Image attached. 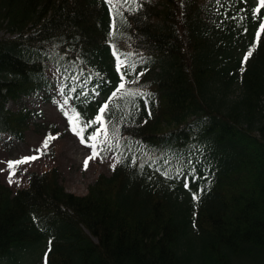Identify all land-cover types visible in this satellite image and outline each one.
Listing matches in <instances>:
<instances>
[{"label": "trees", "instance_id": "1", "mask_svg": "<svg viewBox=\"0 0 264 264\" xmlns=\"http://www.w3.org/2000/svg\"><path fill=\"white\" fill-rule=\"evenodd\" d=\"M199 8L127 0L116 15L107 0H0V134L22 138L41 113L11 110L10 100L61 82L72 111L90 120L96 95L120 84L117 55L133 75L148 66L140 81L125 70L126 89L110 100L119 162L86 194L67 191L55 168L16 191L0 181V260L18 264L16 251L49 238L48 264H264V32L242 65L234 20L208 24ZM249 13L250 33L264 7L256 20ZM186 169L182 187L174 177Z\"/></svg>", "mask_w": 264, "mask_h": 264}, {"label": "rangeland", "instance_id": "2", "mask_svg": "<svg viewBox=\"0 0 264 264\" xmlns=\"http://www.w3.org/2000/svg\"><path fill=\"white\" fill-rule=\"evenodd\" d=\"M251 7L256 9L255 0H249ZM236 4H243L244 17L248 12V4H245V0H235ZM206 0H199V10L196 16H199L208 24L217 25V22H221L222 13L223 17L227 16L223 8L224 4L221 1L213 0L212 7H206ZM8 33L5 30L0 31V37L7 36ZM238 33L234 36L233 41H236ZM236 55L240 54L234 51ZM128 57V56H127ZM125 58V57H124ZM159 70L163 65L162 61L154 62ZM148 66H138L137 72L133 75V78L137 81L143 80L147 77ZM153 68V66H151ZM151 69V68H150ZM127 68L121 67L117 72L124 73L127 76ZM49 75L52 80L58 77L55 67L53 65L49 68ZM142 73V75H138ZM59 78V77H58ZM235 94L239 93L236 89L237 86L232 87ZM97 100L104 104L106 101L111 100L112 91L106 95H96ZM63 86L61 82H55L48 89L42 90L39 94L31 95L28 97H22L19 100H10L7 103V107L11 110H17L20 108H27L28 110L40 111V114L33 115L28 119L29 127L23 130V137L18 138L12 136L10 133L3 132L0 134V181L4 182L13 191L27 185L28 176L31 172H42L48 168L56 167L60 175V182L64 187L76 194H86L88 188L93 184L100 174L110 175L113 168L111 165L117 164V155L113 148L104 147L100 152V156L89 161L87 169L84 167V161L91 155L92 149L86 144H82L79 138L71 131L67 117L64 112H72V106L69 102L61 108L64 104ZM89 112L92 111L89 109ZM96 115H94L95 117ZM196 130V129H194ZM59 134L58 137L49 142L48 148L44 150V154L39 155L36 153V149L40 148L45 138L49 135ZM39 155V158L35 161L21 164L15 167V175H12L13 169L8 167V161H15L25 156ZM189 170L186 169L181 173H178L175 178V183L182 187H185L187 183ZM11 176L12 182H9ZM187 204L186 198L183 201ZM195 234L193 238L198 240L199 237ZM50 239H43L35 246L28 247L25 251H16L15 257L18 264H31L32 262H43L45 253L48 251ZM0 264H13L8 258L0 260Z\"/></svg>", "mask_w": 264, "mask_h": 264}, {"label": "snow or ice", "instance_id": "3", "mask_svg": "<svg viewBox=\"0 0 264 264\" xmlns=\"http://www.w3.org/2000/svg\"><path fill=\"white\" fill-rule=\"evenodd\" d=\"M107 2L110 5V8H112L115 11L116 15H122V13L119 11V8L121 6V3L122 2L126 3L127 0H107ZM259 4H260V7L254 9V14L259 13L260 8L264 7V0H259ZM115 24H116V16L113 17V28H115ZM262 32H264V19H261V22L259 23L256 35H255V41L257 44L259 43L260 35ZM254 47L255 45L253 46V48H250L246 52V54L242 58V62H241L242 65L246 64L249 58L253 55ZM127 59H128L127 55H125V58L123 60L120 59L119 56H117L118 71L121 67L127 68L130 71L135 70V65L126 63ZM241 71H244L243 67L241 68ZM138 75H142V73H139ZM131 82L134 83L135 81H131ZM125 89H126L125 76H124V73L122 72L121 73V83L117 86L116 91L112 93V97H115L118 93H121V91ZM124 94L143 95L142 93H139V92L133 93L130 90H126ZM109 103H110V100L102 104L101 107L98 109V114L90 120H84L81 116V113L75 110H73L71 114H69V112L67 111L64 112V115L68 119V123H69V127L71 131L79 138L82 144H86L88 147L92 149L91 155L87 157L84 161L85 169H87L88 163L90 160L100 156V152L97 151L98 148H100L103 145H107L108 148L113 147L112 139L115 137L109 135L107 122L105 121V113L109 108ZM66 104H67V99H65L64 104L61 105V108H63L64 105ZM95 125H98V127H95L94 130L88 134L87 139H85V133L87 132V130L89 128H93V126ZM58 135L59 134H56L54 136L52 134H49L43 141L41 147L35 150L36 153H38L39 155L44 154V150L48 148L49 142L51 140L56 139ZM39 155L25 156L15 161H8L7 162L8 167L10 169H13L12 175H15L14 169L16 166L35 161L39 158ZM115 166H116L115 163L111 165L113 170L115 169ZM165 174L167 175V173ZM9 182L10 183L12 182L11 176L9 177ZM185 187H188L187 183L185 184ZM193 199L194 200L198 199V196L195 193H193ZM49 251H51L50 247H49ZM44 260H45V264H48L47 253H45Z\"/></svg>", "mask_w": 264, "mask_h": 264}, {"label": "bare ground", "instance_id": "4", "mask_svg": "<svg viewBox=\"0 0 264 264\" xmlns=\"http://www.w3.org/2000/svg\"><path fill=\"white\" fill-rule=\"evenodd\" d=\"M250 1L249 0H245V4H248V9L247 10H249V14H251L252 15V19L254 20H256V14L257 13H255L254 14V9L255 8H252L251 7V5H250ZM206 7L208 8V7H212V3L211 2H207V5H206ZM243 7H245V6H241V4H236L233 0H227V2L225 3V6H224V8H223V11L225 12V13H227L226 15L229 17V19H228V21L231 19V20H234L233 21V23L235 24V26L237 27H239L236 31H235V34L233 35V37H232V41H233V38H234V36L238 33L239 35H238V37L236 38V41L234 42L233 41V43H234V45L236 46L235 47V51H237L239 54H240V56L243 58L244 57V55L246 54V52L250 49V48H253V46L255 45V44H257L256 43V41H255V35H256V33H255V31L253 30H251L250 31V33H249V29H248V24L247 23H245L246 21L244 20V15L242 14L243 13ZM220 17H221V22H217V25L218 26H221V25H224L226 22H227V19H225L224 17H223V15H222V13H220V15H219ZM204 21V20H203ZM205 22V21H204ZM117 56H119L120 57V59H124V57H125V55H117ZM56 70V69H55ZM57 73V72H56ZM133 74H134V71H131V73H130V75L131 76H133ZM129 78V75H127L126 77H125V80L126 79H128ZM19 99H21V98H19ZM18 99V100H19ZM89 109L92 111L91 113L89 112V114H91L92 116H94V115H96L95 114V112H93V109L89 106L88 107V111H89ZM102 148H104V147H100V149H102ZM193 149L194 150H196L197 149V146L196 145H194L193 146ZM53 168H55V169H57L56 167H53ZM48 169H51V168H48ZM58 171V170H57ZM184 171V170H183ZM182 171H180V172H178V173H181ZM177 173V174H178ZM177 174L175 175V177H174V181H175V178H176V176H177ZM188 175H189V173H188ZM59 181H60V175H59ZM187 182H188V177H187ZM61 183V182H60ZM175 183V182H174ZM177 185H179V184H177ZM64 186V185H63ZM66 189V188H65ZM67 190V189H66ZM68 191V190H67ZM71 192V191H70Z\"/></svg>", "mask_w": 264, "mask_h": 264}]
</instances>
